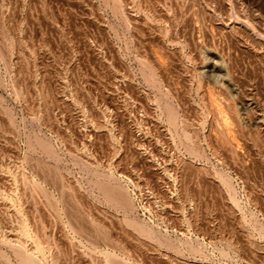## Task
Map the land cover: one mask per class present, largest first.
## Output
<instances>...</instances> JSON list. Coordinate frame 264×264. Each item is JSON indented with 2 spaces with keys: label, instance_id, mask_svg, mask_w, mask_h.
<instances>
[{
  "label": "rangeland",
  "instance_id": "374dc122",
  "mask_svg": "<svg viewBox=\"0 0 264 264\" xmlns=\"http://www.w3.org/2000/svg\"><path fill=\"white\" fill-rule=\"evenodd\" d=\"M0 264H264V0H0Z\"/></svg>",
  "mask_w": 264,
  "mask_h": 264
},
{
  "label": "bare ground",
  "instance_id": "6f19581e",
  "mask_svg": "<svg viewBox=\"0 0 264 264\" xmlns=\"http://www.w3.org/2000/svg\"><path fill=\"white\" fill-rule=\"evenodd\" d=\"M217 65V64H216ZM208 71H217L219 72V74H221V69H219L218 67H216L213 63H209V65L206 67ZM205 68V69H206ZM222 75V74H221ZM222 82V81H221Z\"/></svg>",
  "mask_w": 264,
  "mask_h": 264
}]
</instances>
